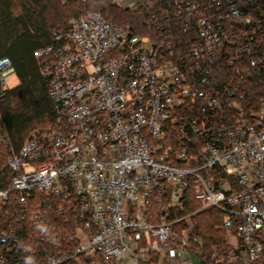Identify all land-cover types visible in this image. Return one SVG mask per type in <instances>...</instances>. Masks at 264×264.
I'll return each instance as SVG.
<instances>
[{
  "label": "built area",
  "instance_id": "obj_1",
  "mask_svg": "<svg viewBox=\"0 0 264 264\" xmlns=\"http://www.w3.org/2000/svg\"><path fill=\"white\" fill-rule=\"evenodd\" d=\"M110 1L143 32L70 16L36 52L53 124L15 148L0 118V264H264V0Z\"/></svg>",
  "mask_w": 264,
  "mask_h": 264
},
{
  "label": "trees",
  "instance_id": "obj_2",
  "mask_svg": "<svg viewBox=\"0 0 264 264\" xmlns=\"http://www.w3.org/2000/svg\"><path fill=\"white\" fill-rule=\"evenodd\" d=\"M64 4L78 9L73 15L97 10L111 22L132 23L136 32L144 30L137 12L122 11L110 0H70ZM62 7L58 0H0V58L10 60L12 73L19 80L12 88H4L0 81L1 132L15 148L22 145L31 131L48 128L54 122L47 81L41 74L36 52L51 43L53 29L64 27L67 20ZM219 221L213 212L195 217L194 236L201 240L203 251L214 249L222 240L223 233L216 227ZM76 264L110 263L94 256H81ZM147 264H158L154 254Z\"/></svg>",
  "mask_w": 264,
  "mask_h": 264
},
{
  "label": "rangeland",
  "instance_id": "obj_3",
  "mask_svg": "<svg viewBox=\"0 0 264 264\" xmlns=\"http://www.w3.org/2000/svg\"><path fill=\"white\" fill-rule=\"evenodd\" d=\"M59 1V4L60 6H63L62 9L66 10V20L70 17V16H73V14H76L78 12V9L71 5V4H64V2L62 0H58ZM91 5V4H90ZM89 5V7H90ZM92 6V5H91ZM15 85H17V77L14 73H11L9 75V80L7 81V83L4 85V88H12L14 87ZM203 213H207V212H203ZM205 215V214H204ZM176 264V262L174 263Z\"/></svg>",
  "mask_w": 264,
  "mask_h": 264
},
{
  "label": "crops",
  "instance_id": "obj_4",
  "mask_svg": "<svg viewBox=\"0 0 264 264\" xmlns=\"http://www.w3.org/2000/svg\"><path fill=\"white\" fill-rule=\"evenodd\" d=\"M17 77V76H16ZM18 82H19V80H18V78H17V84H18Z\"/></svg>",
  "mask_w": 264,
  "mask_h": 264
}]
</instances>
